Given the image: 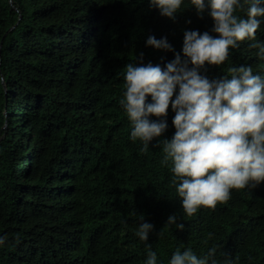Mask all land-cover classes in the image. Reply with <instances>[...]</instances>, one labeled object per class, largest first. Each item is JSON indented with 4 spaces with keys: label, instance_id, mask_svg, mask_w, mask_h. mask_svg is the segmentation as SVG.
Segmentation results:
<instances>
[{
    "label": "trees",
    "instance_id": "16d2710c",
    "mask_svg": "<svg viewBox=\"0 0 264 264\" xmlns=\"http://www.w3.org/2000/svg\"><path fill=\"white\" fill-rule=\"evenodd\" d=\"M211 25L207 9L198 16L191 5L172 20L147 0H0V264H145L146 244L157 264L209 247L217 264H264V181L185 216L162 163L175 131L170 105L165 131L141 151L119 104L125 64L173 58L145 46L149 34L179 53L184 29ZM248 44L200 72L219 78L250 65L264 76ZM172 213L182 229L166 222ZM142 217L153 224L147 241L135 235Z\"/></svg>",
    "mask_w": 264,
    "mask_h": 264
},
{
    "label": "clouds",
    "instance_id": "9594fccd",
    "mask_svg": "<svg viewBox=\"0 0 264 264\" xmlns=\"http://www.w3.org/2000/svg\"><path fill=\"white\" fill-rule=\"evenodd\" d=\"M147 3L172 20L189 5L198 16L207 9L212 20L206 31L184 29L179 53L165 36L149 34L145 46L173 51V58L163 67L150 61L125 64L124 91L119 100L131 125L129 139H139L141 151L165 131L163 117L170 105L175 131L171 138L163 139L162 163L170 162L171 183L180 208L191 217L201 207L215 209L218 203L228 201L230 189H252L264 181V76L254 73L250 65L232 66L230 75L219 78L210 79L200 72L206 63L221 65L228 59L230 48H237L242 41H248V46L257 50V57L264 59V43L257 39L264 0ZM146 94L150 102H146ZM150 114L158 119H150ZM180 220L172 213L166 222L182 229ZM152 230L153 224L142 217L135 235L147 241ZM3 242L0 236V244ZM145 247V264H157L156 252L150 244ZM215 251L209 247L198 256L191 248L177 249L168 264H217Z\"/></svg>",
    "mask_w": 264,
    "mask_h": 264
},
{
    "label": "water",
    "instance_id": "95a60500",
    "mask_svg": "<svg viewBox=\"0 0 264 264\" xmlns=\"http://www.w3.org/2000/svg\"><path fill=\"white\" fill-rule=\"evenodd\" d=\"M9 1H10V0H9ZM12 28H13V26H12V27H10V28H9V30H11Z\"/></svg>",
    "mask_w": 264,
    "mask_h": 264
}]
</instances>
